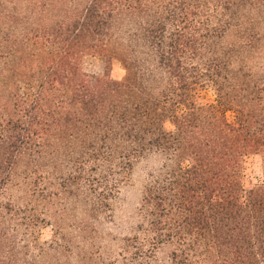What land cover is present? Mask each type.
<instances>
[{"label": "trees", "instance_id": "trees-1", "mask_svg": "<svg viewBox=\"0 0 264 264\" xmlns=\"http://www.w3.org/2000/svg\"><path fill=\"white\" fill-rule=\"evenodd\" d=\"M150 154L137 228L96 252L107 204ZM250 155L264 172V0H0V264H264Z\"/></svg>", "mask_w": 264, "mask_h": 264}, {"label": "rangeland", "instance_id": "rangeland-1", "mask_svg": "<svg viewBox=\"0 0 264 264\" xmlns=\"http://www.w3.org/2000/svg\"><path fill=\"white\" fill-rule=\"evenodd\" d=\"M86 72L102 75L105 69V60L98 56H87L84 59ZM111 75L115 79H122L125 75V68L117 59L112 61ZM215 92L208 87L201 92L198 102L202 105H209L215 102ZM229 120H233V112L226 113ZM170 126V125H169ZM162 162L158 154H150L137 159L132 169L126 175L119 189L105 208L99 231L96 236V252L102 254L109 252L116 253L120 240L129 236L139 224V208L142 201L144 187L151 172L157 169ZM58 175L56 178H60ZM242 182L245 188H251L264 182L263 161L261 155H250L245 158L242 171ZM17 193V188H14ZM62 196V195H61ZM60 196V197H61ZM63 197V196H62ZM74 200V199H72ZM61 202H57L60 206ZM64 214L66 218L61 223L64 233H72L73 228L80 224L82 211L76 201H70ZM63 210L64 207L61 205ZM53 222V221H51ZM39 237L42 242L51 241L53 237V226L46 224L39 230Z\"/></svg>", "mask_w": 264, "mask_h": 264}]
</instances>
